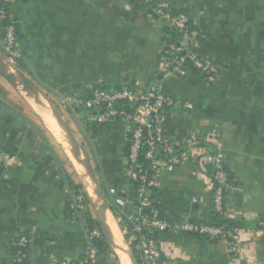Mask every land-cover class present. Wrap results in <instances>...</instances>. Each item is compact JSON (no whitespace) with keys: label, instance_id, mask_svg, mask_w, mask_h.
Wrapping results in <instances>:
<instances>
[{"label":"crops","instance_id":"obj_1","mask_svg":"<svg viewBox=\"0 0 264 264\" xmlns=\"http://www.w3.org/2000/svg\"><path fill=\"white\" fill-rule=\"evenodd\" d=\"M155 1L11 0L10 19L20 33L16 67L70 111L71 128L110 204L114 233L115 224L129 233L121 221L136 215L139 201L138 182L126 165L130 125L99 124L94 112L67 106L66 97L131 81L142 88L157 84L175 97L164 131L188 159L172 171L162 169L155 190L168 215L178 219L212 215L211 178L186 142L221 128L233 172L226 204L243 224L247 260L264 263V0H169L174 10L194 16L200 33L195 51L220 65L215 77L163 71L167 20L157 18ZM3 39L0 26V54ZM16 93L27 102L19 109L0 101V264L77 259L90 240L85 222L68 214L71 160L57 138L62 131L48 107L34 103L41 116ZM22 234L31 239L27 249L16 244ZM159 242L167 264H239L222 239L164 231ZM19 255L24 262L16 261ZM115 259L100 256L97 264H119Z\"/></svg>","mask_w":264,"mask_h":264},{"label":"built area","instance_id":"obj_2","mask_svg":"<svg viewBox=\"0 0 264 264\" xmlns=\"http://www.w3.org/2000/svg\"><path fill=\"white\" fill-rule=\"evenodd\" d=\"M11 0H0V26L4 32V56L16 66L21 58L17 45L15 27L10 19ZM155 14L157 18L167 20V24L174 27L181 35L178 43L164 42L161 49V62L163 71L176 77H184L188 71L194 70L205 77H215L219 73V66L211 59L198 55L195 51L196 43L200 37L197 26L188 13L179 10L174 14V8L169 0L155 1ZM193 21V22H192ZM7 22V23H6ZM173 54L177 55L174 56ZM8 60V59H7ZM121 101H128L134 105V109H127L120 105ZM67 106L74 109L85 108L94 112L99 124H107L111 121L122 120L130 126L128 129V147L126 153V165L130 173L138 182L137 213L130 219L133 223L130 241H138L140 264H167L162 256L159 239L147 237L142 232L146 228H156L161 232L171 228L173 232L196 235L210 239H222L228 243L231 259L239 264H264L247 260V246L242 241L240 232L232 230L229 225L213 226L198 225L189 219L175 221L169 224L165 220L156 217L157 211L152 210L153 215H144V208L151 207L150 195L159 185L158 174L162 169L172 171L182 165L187 159L186 152L165 134L167 116L163 108L176 103L175 97L166 95L161 87L154 84L142 88L138 81L122 84L121 88L112 85L109 89L95 87L87 97L71 96L66 99ZM224 139V131L214 127L202 135H191L187 139L188 149L196 151L202 156L203 169L209 174L212 187L213 211L220 213L225 218H234V213L226 204V193L230 188L228 174L224 169L225 155L221 142ZM146 143L147 151L144 160L147 161L143 170L140 153L143 144ZM210 145V146H209ZM162 152L167 156L163 157ZM211 166V169L208 167ZM90 203L84 192L76 193L69 189L68 214L82 219H87V211ZM90 245L84 253L74 260H60L55 264H97L98 250L93 241L100 239L103 232L100 226L86 227ZM31 239L22 234L16 244L20 249H27ZM25 258L19 255L18 263Z\"/></svg>","mask_w":264,"mask_h":264},{"label":"water","instance_id":"obj_3","mask_svg":"<svg viewBox=\"0 0 264 264\" xmlns=\"http://www.w3.org/2000/svg\"><path fill=\"white\" fill-rule=\"evenodd\" d=\"M0 78L27 99L33 100V102L39 106L41 105V107H48L50 109L56 122L62 129L66 141L70 145L71 152L75 159L74 166L77 170L76 173L79 177L80 183L83 185L92 212L109 242L111 249L119 257L117 248L123 249V247L116 244L112 229L108 223V211L111 210V207L105 194L98 185L95 171L83 144L80 143L69 123L43 90L30 80L20 69L10 63L2 54H0ZM83 175H86L85 177L88 179H85ZM120 232L123 238L124 250L129 257L128 264H140L126 238V235L121 230Z\"/></svg>","mask_w":264,"mask_h":264},{"label":"trees","instance_id":"obj_4","mask_svg":"<svg viewBox=\"0 0 264 264\" xmlns=\"http://www.w3.org/2000/svg\"><path fill=\"white\" fill-rule=\"evenodd\" d=\"M178 11L179 10H175L174 11V14H177ZM182 11L185 12V13H188L190 15L191 19L194 21V24L196 25L194 16H192L187 10H182ZM14 27H15L16 36L18 38L20 36L18 27L16 25H14ZM163 32H164L163 43L164 42H166L168 44H170L172 42L178 43L179 38H180L181 35L178 33V31L174 27L166 24L163 27ZM15 47H18V45H16ZM173 55L174 56H177L175 54H173ZM19 60L21 61V58ZM111 86L112 85H109V84H101L98 87H100V89H109V88H111ZM116 87L117 88H121L122 85L121 84L120 85H116ZM163 92L166 95H169V96L173 97L171 94L166 93L165 91H163ZM120 105L123 106V107H125V108H127V109H131V110L135 108V106L129 104L128 101H121L120 102ZM174 106H175V104L170 105V106H166V107L163 108V111H164V113L167 116V121H168V118H169V111L172 108H174ZM84 110L86 111L85 108L84 109L83 108H80L79 109V111H82V112ZM127 147H128V144H127ZM146 151H147V145H146V143H144L143 146H142V150H141V153H140V160H139V162L141 163V166H142V169L143 170L146 168V164H147V161L144 160V154H145ZM162 156L163 157H166L167 154L164 153V152H162ZM71 166H72V164H71ZM208 168L211 169V166H209ZM224 169H225V171L228 174V183L231 185V181H232V177H233V172L231 171V169H230V167H229L226 159L224 161ZM68 181H69V185H70V189L71 190H74L76 193L84 192L83 185L80 183V181L76 180L73 175L69 174ZM84 194L86 195L85 192H84ZM150 199L152 201L151 207L144 208V210H143V214L144 215H153V213H152L153 211L152 210L155 209L157 211L156 217L158 219L167 221L169 224H173L175 221H178V220L179 221H182V220L186 219V218H184V219H178V218L171 217L170 215H168V213L166 212V210L163 208L161 201L158 199L157 192H156L155 189H153V193L150 195ZM70 216H72V215H70ZM86 216H87V219L85 221L86 227L89 226L90 228H92L94 226H99V223L97 222L96 219H93V217H92L91 214H88L87 213ZM72 217H74V216H72ZM122 220H123V221H121L122 227L124 228L126 226L129 229V233L126 234V238L129 241V243H130V245L132 247V250H133L134 254L136 255L137 259L140 262L139 248H138V244L139 243H138V241H130L131 235L133 234L132 233V228H133L134 224L131 223V222H129L128 219H125L124 218ZM189 220L190 221H193L194 223H196L198 225H213V226L229 225L232 230H237V231H240L243 228L242 222L239 221L238 219H236V218H225L220 213H217V212H214V211L212 212V215L210 216V218L208 220H206V221L191 220V219H189ZM171 230H172L171 228H167L164 231H171ZM142 233L144 235H146L147 237H154L156 239H159V234L162 233V232L159 229H156V228H146V229L143 230ZM208 239H210V238H208ZM212 240H215V239H212ZM93 245L98 250V254L101 257H104L106 259H111V255L114 254V252L112 251V249H111L108 241H106L104 237H102L100 239L94 240L93 241ZM117 260H118V258L116 257V261Z\"/></svg>","mask_w":264,"mask_h":264},{"label":"rangeland","instance_id":"obj_5","mask_svg":"<svg viewBox=\"0 0 264 264\" xmlns=\"http://www.w3.org/2000/svg\"><path fill=\"white\" fill-rule=\"evenodd\" d=\"M4 45H2L1 46V49H2V52H1V54H4ZM6 57H7V59L9 60V58H8V56L6 55ZM219 66V72H220V65H218ZM219 74V73H218ZM41 90H43L42 88H41ZM43 92L46 94V92L43 90ZM48 97H50L48 94H46ZM69 97H71V96H68V97H66V98H69ZM18 98V99H17ZM0 101L1 102H5V103H7L10 107H12V108H14V109H19V107H20V105H22V103H23V101H24V103H27L25 100H20V98H19V96H18V94L16 93V91L8 84V83H6L4 80H2L1 78H0ZM22 101V102H21ZM28 101V103H29V105H30V107L33 109V111H36L39 115H41L40 114V112H39V110L37 109V107H35L34 105L35 104H33V102L30 100V99H28L27 100ZM51 101L54 103V105L59 109V111L63 114V111H64V113H65V120L70 124V126H72V128L75 126L74 124V122H73V118H71L69 115H68V113L70 112L69 110H65V109H62V107L58 104V103H56V101L54 100V99H52L51 98ZM35 109V110H34ZM63 110V111H62ZM68 112V113H67ZM48 127V126H47ZM47 131H49V128H47ZM49 133V132H48ZM75 133V132H74ZM61 136H62V138H59V137H57L61 142H62V144H63V152H64V156H66L68 159H70L71 160V164H72V166L69 168L70 170V174L71 175H73L74 176V178L76 179V180H78V181H80L79 180V178H78V175H77V173H76V169H75V166H74V160H73V157H72V154H71V152H70V149H69V147H68V145H67V143H66V141H65V138H64V135L61 133L60 134ZM221 146H222V142H221ZM221 148H223V146L221 147ZM223 150V149H222ZM74 171H73V170ZM85 192V191H84ZM87 213L88 214H91L92 215V217H93V219H96L95 218V215L93 214V212H92V208H91V206H89V208H88V211H87ZM115 227H116V230L117 231H120V229L118 228V226L115 224ZM125 230V229H124ZM103 232V231H102ZM122 232H124V234L126 235V233H125V231H123L122 230ZM102 237H104L105 238V240L107 241V239H106V237H105V235H104V233H103V236ZM109 243V242H108ZM112 256H113V259H115L116 257H118L117 256V254H112ZM115 261H116V259H115ZM116 263H119V264H121V262L119 261L118 262V260L116 261Z\"/></svg>","mask_w":264,"mask_h":264},{"label":"bare ground","instance_id":"obj_6","mask_svg":"<svg viewBox=\"0 0 264 264\" xmlns=\"http://www.w3.org/2000/svg\"><path fill=\"white\" fill-rule=\"evenodd\" d=\"M32 102H33V100H31ZM35 102H33V104H34ZM41 106V105H40ZM50 110V109H49ZM39 112H40V110H39ZM50 115H51V119H53L54 120V122L56 123V125H58V123L56 122V119L53 117V115H52V113H51V111H50ZM42 116V115H41ZM44 119V118H43ZM47 125V124H46ZM59 126V125H58ZM59 128L61 129V127L59 126ZM61 131H62V129H61ZM62 134H63V131H62ZM64 135V134H63ZM65 138V137H64ZM65 141H66V139H65ZM66 143H67V145H68V147H69V149H70V152H71V148H70V145H69V143L66 141ZM71 154H72V152H71ZM72 157H73V160H74V163H75V159H74V156H73V154H72ZM86 176V175H85ZM84 175H83V177L85 178V179H88L87 177H85ZM108 223H109V225H110V227H111V224H110V222H109V217H108ZM112 229V228H111ZM112 232H113V230H112ZM113 235H114V239H115V242H116V244L117 245H119V246H121V247H123V249H119V248H117V253H118V255H119V258H120V260H121V263L122 264H128V260H129V257H128V255H127V253H126V251L124 250L125 248H124V243H123V238H122V236H121V232L120 231H116L115 233L113 232Z\"/></svg>","mask_w":264,"mask_h":264}]
</instances>
